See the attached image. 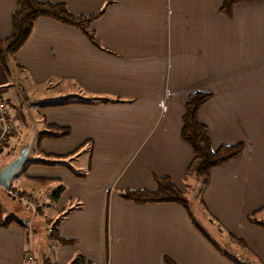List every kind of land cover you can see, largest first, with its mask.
Instances as JSON below:
<instances>
[{
	"label": "crops",
	"instance_id": "crops-1",
	"mask_svg": "<svg viewBox=\"0 0 264 264\" xmlns=\"http://www.w3.org/2000/svg\"><path fill=\"white\" fill-rule=\"evenodd\" d=\"M39 1L61 3L75 16L103 9L89 24L100 48L40 17L13 55L10 76L0 69V100L13 117L9 160L0 169L33 128L34 146L26 145L10 188L35 200L33 218L46 225L67 211L57 236L70 242L36 243L34 219L14 215L19 210L0 188L1 217L27 226L0 229V264H26L30 233L37 262L68 264L80 254L90 264H264V229L247 221L264 209V0L236 4L229 17L220 12L221 0ZM15 10L16 0H0V39L9 35ZM197 92L211 96L196 118L212 150L242 146L241 156L209 171L202 187L185 177L192 152L179 136L185 101ZM48 126L69 134L40 138L52 133ZM77 155V168L65 163ZM52 156L70 171L33 164ZM153 177L191 194L194 206L188 199L186 211L117 196L126 189L152 192ZM59 185L64 190L50 203ZM196 218L222 238V247Z\"/></svg>",
	"mask_w": 264,
	"mask_h": 264
},
{
	"label": "trees",
	"instance_id": "trees-1",
	"mask_svg": "<svg viewBox=\"0 0 264 264\" xmlns=\"http://www.w3.org/2000/svg\"><path fill=\"white\" fill-rule=\"evenodd\" d=\"M262 0H221L220 12L225 17H229L233 6L236 4L253 3ZM108 2H106L107 4ZM105 4V5H106ZM103 9L98 10L94 14L87 16H75L70 14L65 6L61 3L53 4L50 2H40L39 0H16V10L10 17V32L9 35L0 39V69L10 76V63L13 55L24 44L29 37L34 21L37 18L44 17L54 22L72 27L78 30L85 39L94 47L100 48L94 38V34L89 30V24L98 19L102 14ZM19 70V69H18ZM211 96L205 93L190 94L183 107V115L181 117L180 139L185 143L192 152V158L185 169V177L194 179L199 182L202 187L206 180L209 171L222 167L231 160L241 156L242 146L240 144L233 146H219L216 150H212L211 141L207 135L206 127L197 121V111L205 104ZM91 103V102H90ZM52 133H42L40 138L48 137L52 139H61L68 136V129H58L53 126L47 128ZM67 155L66 157H68ZM65 158V157H63ZM53 162L34 161L33 164H41L44 166H59L64 167L68 171L70 168L60 162L62 158H56ZM77 178L83 176L75 175ZM155 189L152 192L144 190H122L117 193V196L125 201H130L136 204H177L186 211L188 210V200L185 193L180 192L172 182L166 177L152 178ZM40 183H45L44 181ZM187 188L188 185H187ZM7 189H10L8 186ZM63 186L59 185L50 192V203H56L57 199L63 192ZM5 194V192L3 191ZM36 212H39L37 208ZM67 211L60 215L52 222H46L48 229L46 234L48 239L60 244H70L60 240L57 236V227L61 219L66 215ZM260 217V220H259ZM247 221L250 225L264 229V209L253 212ZM10 225H15L25 231L26 225L15 217H1L0 229H5ZM49 231V232H48ZM226 257V256H225ZM232 261V260H231ZM233 262V261H232ZM40 264H57L51 262L47 257L42 258ZM68 264H90L80 254H77ZM169 264V262H167Z\"/></svg>",
	"mask_w": 264,
	"mask_h": 264
},
{
	"label": "rangeland",
	"instance_id": "rangeland-1",
	"mask_svg": "<svg viewBox=\"0 0 264 264\" xmlns=\"http://www.w3.org/2000/svg\"><path fill=\"white\" fill-rule=\"evenodd\" d=\"M14 84H16L17 85V83H16V81L14 80ZM21 92L22 91H18V92H16V95H17V97L20 99L21 98ZM78 98V97H77ZM76 98V99H77ZM72 99H74V97H72ZM66 100L67 101H69V100H71V98L70 97H68V98H66ZM34 105V104H33ZM8 106V105H7ZM9 107V106H8ZM22 114L25 116H29L27 113H26V111L23 109L22 110ZM28 121V123H30V120H27ZM31 126V125H30ZM30 128V133H29V135L25 138V140H24V145H27L28 147H29V150L31 151V149L33 148V146H34V141H33V135H32V130L31 129H33V128H31V127H29ZM8 142V141H7ZM7 142L5 143V145L3 146V148H2V150L0 151V164L1 163H4L5 161H8L7 160V158H9V156H7L6 157V155H8L9 154V151L10 150H7V147H8V144H7ZM82 156V155H81ZM79 158H80V156H78L77 155V157H76V159H75V161H73V162H65L66 164H69V165H71L72 166V168H77V166H79L81 163L79 162L78 163V161H79ZM83 162H84V164H85V162H86V160L85 159H81ZM19 175V172H17V173H15L13 176H12V178H10V180H9V182H8V186L9 187H12V183L18 178L17 176ZM198 182V181H197ZM199 183V182H198ZM10 190H14V189H11L10 188ZM17 190H14V192H16ZM144 191H146V190H144ZM20 194H23V198H29V196L28 195H26V194H24L23 192H20ZM186 194V193H185ZM7 199H8V201H10V204L12 205V206H14V208L16 209V210H19V213H16V214H14V215H24V212H26L28 215H27V219H26V221L28 220V217H29V214L30 213H28L27 211H26V208H28L27 210H30L29 209V207L28 206H26V205H23V204H21V203H19L18 201H16V200H12V199H10L9 197H7V196H5ZM194 197L190 194L189 196H187V199L189 200V202L191 203V205H193L194 206V199H193ZM10 199V200H9ZM31 199V201L33 202V204L37 207L38 205L36 204V202H35V200H33L32 198H30ZM39 202H40V199L38 200ZM3 202V199H1L0 198V204ZM41 202H43V200L41 199ZM41 202H40V204H41ZM26 207V208H25ZM38 208V207H37ZM37 208H36V210H37ZM193 208V207H192ZM44 209H46V207H44ZM193 212H194V210H193ZM11 214V213H10ZM37 212H36V214L35 215H33L32 216V218H31V220L32 219H34L33 217H36L37 216ZM196 215V214H195ZM32 222H33V224H32V226H33V228L35 229V231H36V238L38 239L37 241H36V243L37 242H42V241H48V238H46V235H45V233L47 232L46 231V229L48 228V225H46L45 223H43L41 220H38L37 218H35L34 220H32ZM196 222L198 223V225H199V227L203 230V231H206L207 233H209V235H210V237H211V239H213L212 241H215V243L216 244H218L220 247H222L223 246V241H222V238L220 237V238H218V236H216L215 234H214V232L212 231V229H210L209 227H208V225H207V223H204L202 220H198V218H196ZM34 234H32V233H30V244H29V249H30V253H31V256H30V258H31V261H29L27 264H37V263H39L40 261H36L35 260V257H36V254H35V252H34V246H35V244L36 243H34ZM28 249V248H27ZM27 257H29V255L28 256H26V258ZM26 260V259H25ZM40 264V263H39Z\"/></svg>",
	"mask_w": 264,
	"mask_h": 264
},
{
	"label": "built area",
	"instance_id": "built-area-1",
	"mask_svg": "<svg viewBox=\"0 0 264 264\" xmlns=\"http://www.w3.org/2000/svg\"><path fill=\"white\" fill-rule=\"evenodd\" d=\"M12 124L13 117L10 114L9 108L4 101L0 100V151L8 139L12 136ZM4 192L10 199L16 200L19 203L28 206L31 216L36 214L37 207L33 204L30 198H23V194H20L18 191L14 192V190L10 189L4 190ZM29 261H31L30 256L26 258L25 263L27 264Z\"/></svg>",
	"mask_w": 264,
	"mask_h": 264
},
{
	"label": "water",
	"instance_id": "water-1",
	"mask_svg": "<svg viewBox=\"0 0 264 264\" xmlns=\"http://www.w3.org/2000/svg\"><path fill=\"white\" fill-rule=\"evenodd\" d=\"M28 147L25 145L19 151L18 155L0 169V188L2 190H7L8 182L10 178L21 168L23 165Z\"/></svg>",
	"mask_w": 264,
	"mask_h": 264
}]
</instances>
